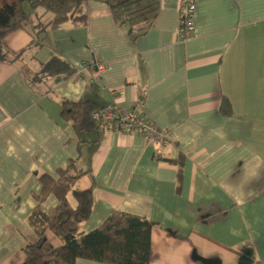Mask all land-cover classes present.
Here are the masks:
<instances>
[{
  "label": "crops",
  "instance_id": "crops-1",
  "mask_svg": "<svg viewBox=\"0 0 264 264\" xmlns=\"http://www.w3.org/2000/svg\"><path fill=\"white\" fill-rule=\"evenodd\" d=\"M181 0H157L134 43L102 1L88 0L42 46L0 61V264H21L37 238L28 225L39 175L55 178L70 160L95 182L88 233L114 211L151 221L149 264H264V0H195L194 33L180 40ZM34 19L7 36L18 52ZM45 37L44 40L42 38ZM52 56L69 63L67 80L30 83ZM91 61L105 64L96 77ZM166 133L156 154L137 134L80 133L60 118L64 100L129 109ZM228 107L221 111L223 101ZM56 200L42 204L51 215ZM50 245L60 241L46 233ZM75 264H100L77 260Z\"/></svg>",
  "mask_w": 264,
  "mask_h": 264
},
{
  "label": "trees",
  "instance_id": "trees-1",
  "mask_svg": "<svg viewBox=\"0 0 264 264\" xmlns=\"http://www.w3.org/2000/svg\"><path fill=\"white\" fill-rule=\"evenodd\" d=\"M88 0H0V61L15 62L25 52L41 47L40 35L58 29L81 10ZM108 10L119 25H129L128 39L134 43L145 34L151 25L135 22L146 16L154 15L157 0H98ZM31 19L32 41L18 52H12L4 45L10 34L22 30ZM45 37L42 38L44 40ZM75 69L66 61L52 56L42 63L37 73L29 78L30 83H45L67 80ZM224 100L221 111L229 114ZM95 104L89 100L61 103L60 118L72 124L85 135L96 133L100 126L92 119L97 111ZM157 154V153H156ZM89 170L79 167V159L70 160L55 172V178L46 174L39 175L41 190L34 197L35 207L28 217V225L36 235L37 241L24 249V261L21 264H75L77 260L100 264H149L151 253V231L154 224L144 217L119 211L112 212L96 229L84 233L80 225L92 212L93 189L91 186L80 190L76 184ZM52 196L56 207L51 215L46 214L42 204ZM56 237L61 245L54 248L46 238V233Z\"/></svg>",
  "mask_w": 264,
  "mask_h": 264
},
{
  "label": "built area",
  "instance_id": "built-area-1",
  "mask_svg": "<svg viewBox=\"0 0 264 264\" xmlns=\"http://www.w3.org/2000/svg\"><path fill=\"white\" fill-rule=\"evenodd\" d=\"M194 11L195 0H181L177 29L180 40H186L194 33ZM89 65L93 68L96 77H100L105 69V64L97 61H91ZM145 96L146 94L141 92L134 106L129 109L122 110L115 107L98 109L92 114V119L99 124L101 131L115 128L124 135L137 134L158 154L167 143L166 133L158 130L143 114Z\"/></svg>",
  "mask_w": 264,
  "mask_h": 264
}]
</instances>
